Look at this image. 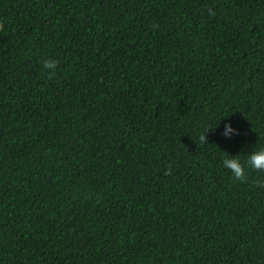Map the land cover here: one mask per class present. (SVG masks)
Returning a JSON list of instances; mask_svg holds the SVG:
<instances>
[{
	"label": "trees",
	"instance_id": "1",
	"mask_svg": "<svg viewBox=\"0 0 264 264\" xmlns=\"http://www.w3.org/2000/svg\"><path fill=\"white\" fill-rule=\"evenodd\" d=\"M0 24V264H264V173L222 164L264 148V0H0Z\"/></svg>",
	"mask_w": 264,
	"mask_h": 264
},
{
	"label": "clouds",
	"instance_id": "2",
	"mask_svg": "<svg viewBox=\"0 0 264 264\" xmlns=\"http://www.w3.org/2000/svg\"><path fill=\"white\" fill-rule=\"evenodd\" d=\"M208 13L210 16L215 15V12L211 8L208 9ZM0 30H3V24H0ZM57 67L58 61L56 60L43 61V68L45 70H50L48 74L49 79L55 78ZM204 133L199 136V142L202 144H208ZM233 134L239 135L240 133L236 129H233L230 124H226L223 136L230 137ZM225 154L226 155L225 158L222 160V164L226 169H228L232 173V176L235 180H238L240 182H245L247 180L246 168L264 173V148H261L257 151H253L251 154H249L245 163H241L239 156L232 158L227 153ZM170 174L171 170L165 173V175ZM257 186L264 187V184H258Z\"/></svg>",
	"mask_w": 264,
	"mask_h": 264
}]
</instances>
